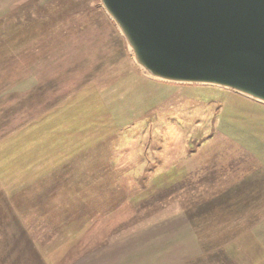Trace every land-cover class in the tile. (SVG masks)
<instances>
[{
    "label": "rangeland",
    "instance_id": "rangeland-1",
    "mask_svg": "<svg viewBox=\"0 0 264 264\" xmlns=\"http://www.w3.org/2000/svg\"><path fill=\"white\" fill-rule=\"evenodd\" d=\"M135 57L100 0H0V264H264V104Z\"/></svg>",
    "mask_w": 264,
    "mask_h": 264
},
{
    "label": "water",
    "instance_id": "water-1",
    "mask_svg": "<svg viewBox=\"0 0 264 264\" xmlns=\"http://www.w3.org/2000/svg\"><path fill=\"white\" fill-rule=\"evenodd\" d=\"M100 3L117 28L104 4L129 29L132 44L118 30L133 55L136 50L146 62L144 66L134 60L150 76L246 97L239 90H250L264 100V0Z\"/></svg>",
    "mask_w": 264,
    "mask_h": 264
},
{
    "label": "bare ground",
    "instance_id": "bare-ground-1",
    "mask_svg": "<svg viewBox=\"0 0 264 264\" xmlns=\"http://www.w3.org/2000/svg\"><path fill=\"white\" fill-rule=\"evenodd\" d=\"M104 6H105L107 12L110 13V16L116 21V24H117L118 29L120 30V32H121V33L126 37V39L132 44L131 39H130V36H129V34H131V32L129 31V29H128L127 27H125L122 23H120V21H119L116 17H114L115 15H114L113 12L111 11V9L108 8V7L106 6V4H104ZM132 47H133V46H132ZM134 52H135V56H136V57H135V58H136L135 60H136L138 63H140V64H142V65L145 66L146 62H145L144 60H142L141 56L137 53L136 50H135ZM205 83H206V82H205ZM239 91H240V92H243L244 94H246V95H248V96H250V97H252V98H256V99H259V100L264 101L262 98H260V96L256 95L254 92H252V91H250V90H244V91L239 90Z\"/></svg>",
    "mask_w": 264,
    "mask_h": 264
}]
</instances>
